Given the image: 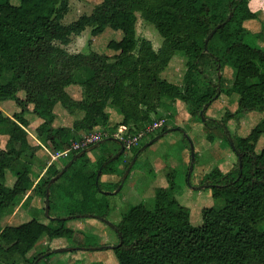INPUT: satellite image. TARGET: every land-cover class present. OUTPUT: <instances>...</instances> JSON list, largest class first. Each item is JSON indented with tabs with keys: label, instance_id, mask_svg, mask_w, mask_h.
<instances>
[{
	"label": "trees",
	"instance_id": "trees-1",
	"mask_svg": "<svg viewBox=\"0 0 264 264\" xmlns=\"http://www.w3.org/2000/svg\"><path fill=\"white\" fill-rule=\"evenodd\" d=\"M68 12L69 0H0V102L15 100L22 107L11 117L0 109V135L9 136L5 148L0 143V221L21 204L28 205L32 187L46 204L51 179L77 154L67 162L53 161L44 175H36L40 150L64 149L97 127L116 130L128 125L137 133L165 117L159 133L163 136L179 129L168 127L178 99L187 104L190 118L204 123L207 139L216 138L214 128L226 133L230 145L231 138L236 161L228 170L216 166L203 177L202 186L210 190L213 202L202 209V224H193L191 208L176 197L179 187L172 171L167 185L155 189L153 206L133 205L114 225L108 220V196L119 188L130 162L124 164L120 155L103 167L98 180L101 166L117 153L105 143L95 168L88 158L84 161V154L52 183L48 221L35 217L19 225L0 224V264H16L18 257L37 264L39 256L31 261L28 253L46 239L71 238L75 231L67 222L72 218H93L114 228L117 264H264V146L258 149L264 135V48L246 40L254 36L255 41L262 32L246 27L259 18L249 0H99L92 14L65 24ZM137 12L162 36L158 49L151 40L138 39ZM88 27L93 37L107 29L114 32L107 44L112 53H70L63 47ZM178 55L186 59L182 86L162 77ZM226 66L235 70V80L224 87L219 73ZM81 71L85 79L78 76ZM75 84L83 86L82 99L66 90ZM21 91L25 98L19 96ZM223 93L237 98L238 111L203 119L205 107ZM29 104L42 120L34 144L26 117ZM58 104L76 115L72 125H55ZM252 112L259 119L248 134L230 131L231 119L240 121ZM114 113L117 120L110 123ZM145 144L132 149L133 157ZM8 170L15 176L10 183ZM108 175L119 179L106 181ZM54 206L64 214H53Z\"/></svg>",
	"mask_w": 264,
	"mask_h": 264
},
{
	"label": "rangeland",
	"instance_id": "rangeland-1",
	"mask_svg": "<svg viewBox=\"0 0 264 264\" xmlns=\"http://www.w3.org/2000/svg\"><path fill=\"white\" fill-rule=\"evenodd\" d=\"M18 2V0H14ZM99 0H69V12L65 15L63 23L71 24L74 21L78 20L83 15L92 14L95 4ZM251 7L258 13H264V0H249ZM259 14L261 17L258 20L251 22H246V27H248L253 32H261V36L257 37V40L254 36H249L246 38L247 42L253 44L254 46H263L264 48V14ZM92 28L88 27L81 35H73L71 43L69 45L63 46L70 53H86L90 49H93L99 53L108 52L112 53L107 49V44L109 40L115 38V34L112 30L107 29L106 32L98 37H93L91 33ZM137 37L138 39H149L152 41L154 47H158L162 43V36L159 34L156 27L145 20L140 12H137ZM178 60V63L176 61ZM184 57L175 56L169 67L162 73V77L166 78L172 82L173 75L179 76V73L184 74L185 69ZM176 63V65H174ZM178 73V74H177ZM78 76L85 79L86 74L84 72H79ZM182 76V75H181ZM222 77V86L226 87L233 84L235 80V70L226 66L221 72ZM179 80V77H177ZM182 80V79H181ZM67 92L75 99H82L84 97V89L81 84L71 85L66 88ZM19 96L25 98L24 92H19ZM230 103L232 104V109L236 106L237 98L235 96H228ZM224 98L219 96L206 110V116L211 119H221L225 115L227 110L232 111L231 108L225 105ZM238 105V104H237ZM184 105H180L178 108L177 115L174 118H169L168 127L179 128L171 130L161 136L156 140L152 145L148 146L145 151L142 152L138 158L134 169L131 172L130 177L127 182L123 185L122 189L118 193L109 195V200L111 202L112 212L108 216V220L112 224H118L123 214L133 205L139 203H145L149 206H153L154 201V191L157 187L167 185V173L175 171L177 185L179 191L176 194V197L185 205H188L192 210L191 220L193 224H202V209L206 205L212 204L211 192L208 188L202 186L203 177L207 172H210L214 167L219 166L222 170H227L233 166L236 161V154L229 144L228 138L226 140V133L221 128L212 129L216 138L214 141L207 139V131L204 128V123L196 121L189 117L188 110L183 109ZM0 109L7 116H13L15 113L20 112L22 107L15 100H6L0 102ZM34 104H29L28 110L26 111V117L30 121L28 127L29 131V140L31 143L36 142L35 129L42 122V120L33 112ZM188 109V106H187ZM222 109V110H221ZM239 109V108H238ZM237 109V111H238ZM183 110V113H182ZM57 117L55 125H72L76 115L68 113L60 104L55 108ZM164 114L167 112L162 111ZM236 112V111H235ZM259 119V115L256 112L249 113L245 115L240 121L237 119L230 120L228 122V127L232 133L246 135L250 132L252 126ZM112 123V122H110ZM211 125V124H210ZM213 126V125H211ZM162 132V129L151 133L142 139V143H148L153 138H155L159 133ZM188 135V137L186 136ZM190 138V140H189ZM8 135H0L1 147L5 148L8 142ZM107 145L113 144L117 146L114 142L108 141ZM191 144H193L198 154L196 152V159L194 163V169L190 179H188L191 165ZM144 146V145H143ZM264 146V135L262 141L258 143V149L261 150ZM99 148V147H98ZM98 148L93 150L95 153L98 151ZM118 148H113L114 152H118ZM134 150H126L123 153L124 158L130 157L133 154ZM55 148L40 150L39 154L41 155V163H47L48 160L59 162H67V158L56 159L53 155L55 153ZM92 152V151H91ZM132 152V153H130ZM88 154V153H86ZM93 155V153H92ZM88 155L85 157L84 161H87ZM102 159V158H101ZM100 159V160H101ZM89 161L94 162V168L97 166L100 160L97 158L91 159ZM187 161V163H186ZM189 161V164H188ZM52 163V162H51ZM97 163V164H96ZM39 166V165H38ZM36 175L39 168L36 166ZM15 179L14 174L11 170L7 171V180L8 182H13ZM62 183V182H61ZM61 185V184H60ZM55 188L54 197L57 198L59 192ZM34 193V194H33ZM32 195H35V191H32ZM41 205L45 208V200L41 197ZM33 196L27 201L28 205L21 204L16 208L14 213L11 215L12 224L18 225L21 222L28 220V215L24 209H29L32 207ZM62 205L66 209L67 205ZM66 206V207H65ZM33 208V207H32ZM45 210V209H44ZM30 211H34L30 209ZM53 214H64L61 210H57L56 206L52 209ZM34 216H39L38 218L43 221H48L49 217L46 215L43 209L37 210V214ZM82 221L83 232L75 231L74 235L71 238H59L64 239L68 247L79 248L75 250L64 249L63 252L58 250H51L49 244H45V241H42L36 245L32 250L33 255L31 257H38V264H91L90 260L98 257L97 253H103L106 251V248L102 249L101 247L107 246L112 248V246L105 245L104 239L100 238L99 235L104 231H108L112 235V242L114 245L119 241L117 233L114 228L109 224L105 225L103 221H94L93 218H72L69 220L68 225L76 227ZM2 226H6V221L2 220L0 222ZM79 228V227H78ZM260 228L264 230V222L260 225ZM112 232V233H111ZM51 241L49 239H46ZM51 243V242H50ZM90 246H85V245ZM101 248V249H98ZM52 252H51V251ZM112 257H115L114 252H111ZM102 256V255H101ZM116 261L111 259V261L106 262L105 264H115ZM16 264H31L22 258H17Z\"/></svg>",
	"mask_w": 264,
	"mask_h": 264
},
{
	"label": "crops",
	"instance_id": "crops-1",
	"mask_svg": "<svg viewBox=\"0 0 264 264\" xmlns=\"http://www.w3.org/2000/svg\"><path fill=\"white\" fill-rule=\"evenodd\" d=\"M262 12H260L259 14H261ZM262 14H264V13H262ZM259 17H261V15H259ZM162 42H163V40H162ZM161 45H162V43H161ZM160 45V46H161ZM160 46H158V47H155L156 49H158ZM261 47V46H260ZM263 47V46H262ZM178 74V73H177ZM182 75V76H181ZM177 77H179V80L177 79ZM172 79L174 80V81H179V82H177L176 84H178V85H180V86H182L183 85V82H184V74L183 73H179V76H176V75H173L172 76ZM182 79V80H181ZM175 83V82H174ZM232 85V84H231ZM231 85H229V86H231ZM222 95V97L224 98V101H225V105H228L227 107H229V108H231L232 109V104L230 103V101H228L229 99V97H228V95H226V94H221ZM221 95H220V97H221ZM228 100H227V99ZM184 105V107H185V109H184V107H183V109L186 111L187 110V104L184 102V101H182V100H176V102H174V107L176 108V111L178 110V108L180 107V105ZM238 104V101H236V106L234 107V109H232V112H235V111H237V109L239 108V104ZM222 110V109H221ZM160 111H165L164 109H160ZM178 112V111H177ZM177 112H176V114H175V116L177 115ZM182 113H183V110H182ZM117 120V113H114L113 114V117L111 118V122L112 123H114L115 121ZM107 141H105V142H102L100 145H99V148H98V151H96L95 153L93 152V150H92V152H89L87 155H88V158H91V159H94V158H97L98 160H100L104 155H103V153H102V146L106 143ZM107 145V144H106ZM107 147L111 150V151H113V148H116V146L115 145H113V144H110V145H107ZM95 150V149H94ZM196 152H197V154H198V150H196ZM195 152V153H196ZM92 153H93V155H92ZM53 154H55V153H53ZM196 154V155H197ZM133 159V154H131L130 155V157H127V158H125V162H124V164L125 163H127V162H131V160ZM196 159V158H195ZM51 162H53V161H51ZM51 162L48 160V162L47 163H41V165H39V166H37L38 168H39V171H37V174L38 175H44L45 174V172H46V170H47V167L51 164ZM186 163H187V161H186ZM97 164V163H96ZM124 164L123 165H121L120 166V172L121 171H123L125 168V166H124ZM188 164H189V161H188ZM89 166L90 167H94V162L93 161H90L89 162ZM36 167V166H35ZM33 168L34 169V172H36V168ZM134 169V166L132 167V169H131V171H130V173H129V175H128V177H127V179H126V181L124 182V184L127 182V180H128V178L130 177V175H131V172H132V170ZM228 170V169H227ZM105 178V180L106 181H117L119 178H118V176H114V175H108V176H105L104 177ZM189 179V178H188ZM60 182V181H59ZM34 189H33V187H32V189L29 191V195L32 197L33 196V202H32V207L30 206L29 207V209H24V211L26 212V214L28 215V220L27 221H30V220H32L33 218H35V217H39V216H34L35 214H37V210H41V209H43V211H45V213H46V210H44V208H43V206L41 205V196H39L36 192H35V195H32V191H33ZM119 191H115V194L116 193H118ZM34 194V193H33ZM143 203V202H142ZM27 206V205H26ZM113 208V207H112ZM30 209H33L34 211H30ZM13 214V213H12ZM12 214H9V215H7V216H5L4 218H2L1 219V221L2 220H5L6 221V226L7 225H14V224H12V220H14L12 217L13 216H11ZM0 221V222H1ZM27 221H24V222H27ZM94 221H97V219H94ZM24 222H21L20 224H22V223H24ZM69 222V221H68ZM68 222H67V225H68ZM83 222L82 221H80V224L78 225V226H76L75 228L74 227H72V226H70V225H68V227L69 228H71L72 230H74V231H78V232H83V227L82 226H84L83 224H82ZM19 225V224H18ZM79 227V228H78ZM112 233V232H111ZM99 237L100 238H102V239H104V243L103 244H105V245H109V246H114V243L112 242V239H113V237H112V235L111 234H109L108 233V231H104V232H102V234L101 235H99ZM61 238H67V237H61ZM45 242V244H49L48 246H51V244H52V247L50 248L51 250H58L59 252H63L64 251V249H68L69 247H68V245L66 244V242L64 241V239H59V238H55V239H53V240H51V241H48V240H44ZM51 242V243H50ZM118 243V242H117ZM113 251V248H106V251L105 252H103V253H97V255H99L98 257H95L94 259H91L90 260V263L91 264H95V263H103V264H105L106 262H108V261H111V259H113V260H115L116 261V263L115 264H117L118 263V260H117V258H116V256L115 257H112V255H111V252ZM33 251H31V252H29L28 253V255H27V257H28V260H31V261H33L36 257L34 256V257H31L32 255H33V253H32ZM114 252V251H113ZM102 255V256H101ZM38 264V263H37Z\"/></svg>",
	"mask_w": 264,
	"mask_h": 264
},
{
	"label": "built area",
	"instance_id": "built-area-1",
	"mask_svg": "<svg viewBox=\"0 0 264 264\" xmlns=\"http://www.w3.org/2000/svg\"><path fill=\"white\" fill-rule=\"evenodd\" d=\"M166 123L167 119L165 117L156 119L145 129L137 133H132L130 131V126L128 125H120L116 130L97 127L91 132L82 134L79 139L72 141L69 146L56 151L53 155L56 159L68 158L76 153H79L83 149L95 145L107 138H116L122 141L125 147V151H131L134 147L139 145V143L145 136L150 133H155L156 131L162 129L166 125Z\"/></svg>",
	"mask_w": 264,
	"mask_h": 264
},
{
	"label": "water",
	"instance_id": "water-1",
	"mask_svg": "<svg viewBox=\"0 0 264 264\" xmlns=\"http://www.w3.org/2000/svg\"><path fill=\"white\" fill-rule=\"evenodd\" d=\"M219 29V27H216L210 34L209 36L207 37V40H206V44H208L209 40L214 36V34L217 32V30ZM220 77H221V73H219ZM209 105H207L205 107V109L203 110L202 112V116H203V119H206V110L208 109ZM161 137V135H157L155 138H153L151 141H149L148 143H146L143 147H141V149L136 153V155L133 157V159L131 160L128 168L126 169L125 171V174L123 176V180L119 186V188L116 190L117 191H120L124 185V182L126 180V178L128 177L134 163L136 162V160L138 159V156H139V153L140 152H143L145 151V149L152 145L156 140H158L159 138ZM114 141L116 142L119 146H120V149L119 151L111 158L109 159L108 161H106L100 168L99 170V173H98V180L101 176V173H102V170H103V167L105 165H107L109 162L113 161L114 159H116L117 157H119L120 155H122L124 152H125V147H124V144L122 143V141L116 139V138H107V139H104L103 141L95 144V145H92L88 148H85L83 149L82 151H80L79 153H77L66 165L65 167L62 169V171L55 177H53L49 183V188L47 190V198H46V215L47 216H50V186L52 185V183H54L55 181H57L61 175L82 155L86 154V153H89L91 152L92 150L96 149L97 147H99V145L102 143V142H105V141ZM230 140V143H231V146L234 147V142L231 140V138H229ZM195 158H196V153H195V148L193 146V144H191V165H190V172H189V176L188 178L190 179L191 175H192V172H193V169H194V163H195ZM71 247H69L67 250H70Z\"/></svg>",
	"mask_w": 264,
	"mask_h": 264
}]
</instances>
